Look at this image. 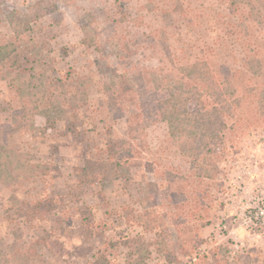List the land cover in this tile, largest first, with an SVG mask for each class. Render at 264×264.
Returning a JSON list of instances; mask_svg holds the SVG:
<instances>
[{"label": "rangeland", "instance_id": "obj_1", "mask_svg": "<svg viewBox=\"0 0 264 264\" xmlns=\"http://www.w3.org/2000/svg\"><path fill=\"white\" fill-rule=\"evenodd\" d=\"M6 12L25 13L28 8L38 17L40 28L33 34L35 43L49 55L57 77L87 76L91 111L78 112L65 121L36 118L40 131L11 133L9 147L27 153L33 163L43 164L47 175L24 180L17 192L0 183V237L11 247L10 264H126L138 262L137 254L125 243L137 239L149 244L147 264H179L184 259L178 239L172 231L166 247L152 244L154 235L140 224V201L146 196L145 183L154 182L164 211L171 212L164 173L190 172L186 159L166 142L165 123L145 131L148 152L143 162H129L131 181L116 183L97 180L79 184L74 169L87 159L98 160L108 140L125 138L123 119L107 114V82L93 64L104 57L114 65L110 49L101 41L110 35L122 43L130 75H147L157 65L158 53L150 43L140 41L152 30H162L171 52L194 62L220 51L219 31L227 19L221 0H5ZM205 8L212 20L197 25L186 12ZM119 17L110 16L115 13ZM218 15V16H217ZM115 20L113 30L109 20ZM201 23V22H200ZM264 42V34L254 28ZM0 34L11 40L6 25ZM97 42V43H96ZM158 51V50H157ZM156 54V55H155ZM228 55V54H226ZM234 57L239 58L238 53ZM228 58V57H227ZM229 63L233 59L229 56ZM53 75V76H54ZM16 88L0 78V124L5 125L17 110ZM218 156L215 180L202 181L199 189L210 194L201 209L207 207L210 224L198 231L204 243L198 250L216 246L230 250L264 249V123L248 131H227L212 146ZM147 163V164H146ZM149 165V166H145ZM196 185V184H195ZM203 186V187H202ZM189 228L187 237L194 234ZM193 232V233H192ZM111 245L115 247L111 248Z\"/></svg>", "mask_w": 264, "mask_h": 264}, {"label": "trees", "instance_id": "obj_2", "mask_svg": "<svg viewBox=\"0 0 264 264\" xmlns=\"http://www.w3.org/2000/svg\"><path fill=\"white\" fill-rule=\"evenodd\" d=\"M221 1L226 5L227 19L217 23L223 35L219 38L220 51L206 59L188 62L178 58L171 52L165 33L152 30L140 41L156 47L157 65L146 76L130 75L127 55L120 50L122 43L114 40L115 32L103 38L101 42L110 49L115 63L111 65L104 57H98L93 64L107 81L103 87L108 96L107 114L111 119L124 120L126 135L124 139L106 141L102 158L85 160L82 167L74 169V175L82 185L93 184L97 177L129 183V162H143L148 152L146 129L165 123L166 142L188 161L190 173H164L171 212L164 211L156 184L145 183L140 226L154 235L153 246L166 247L173 231L180 254L186 259L179 264H264L262 248L236 251L216 246L208 251L198 250L204 243L198 231L210 224L209 214L201 213L207 210L201 208L205 199L210 203V194L197 185L215 180L218 174V156L212 146L227 131L244 132L264 123V42L254 32L257 28L264 34V0ZM5 8L6 1L0 0V26L6 25L12 35L9 40L0 34V78L16 88L19 107L10 114L7 124H0V183L15 193L24 180L46 176L47 168L33 163L29 154L11 149L9 135L40 131L36 125L38 117L61 122L78 112L87 114L92 103L89 77L53 74L51 57L35 43L33 34L40 25L30 8L25 13L6 12ZM207 12L205 8L190 9L186 16L197 25L205 20L204 24L214 29V17ZM118 14L110 16L117 18ZM108 20L107 27L113 30L116 21ZM236 53L239 58L234 57ZM229 56L232 65L226 60ZM189 228H195L191 237L186 235ZM125 246L140 258L126 264H147L144 257L149 255V244L129 239ZM9 250L11 247L0 237V264H10Z\"/></svg>", "mask_w": 264, "mask_h": 264}]
</instances>
